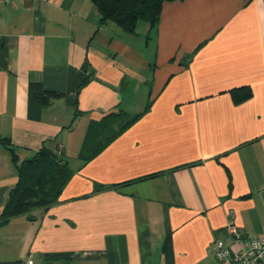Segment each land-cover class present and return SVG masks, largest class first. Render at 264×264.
Wrapping results in <instances>:
<instances>
[{"label": "crops", "instance_id": "1", "mask_svg": "<svg viewBox=\"0 0 264 264\" xmlns=\"http://www.w3.org/2000/svg\"><path fill=\"white\" fill-rule=\"evenodd\" d=\"M129 35L90 0L0 6V215L3 141L17 163L61 145L70 174L0 226V264H215L229 214L264 234V0L165 2L143 47Z\"/></svg>", "mask_w": 264, "mask_h": 264}, {"label": "trees", "instance_id": "2", "mask_svg": "<svg viewBox=\"0 0 264 264\" xmlns=\"http://www.w3.org/2000/svg\"><path fill=\"white\" fill-rule=\"evenodd\" d=\"M99 15L101 25L114 24L123 33L135 35L139 23H144L148 31L156 28L162 6L165 2L180 0H90ZM55 93H38L33 98L41 106L49 104L51 98L58 97ZM233 102L240 103L251 96L248 87H240L230 91ZM139 115L129 119L124 126L127 127ZM10 153L18 174V181L9 193V198L0 215V226L11 217L26 214L34 208L45 207L56 201L58 194L69 177L65 167V157L56 152L39 151L34 157L17 163L14 149L9 141L2 142ZM154 176L149 175L146 178Z\"/></svg>", "mask_w": 264, "mask_h": 264}, {"label": "built area", "instance_id": "3", "mask_svg": "<svg viewBox=\"0 0 264 264\" xmlns=\"http://www.w3.org/2000/svg\"><path fill=\"white\" fill-rule=\"evenodd\" d=\"M10 0H0V6ZM58 156L62 154V146L56 149ZM226 226V237L217 239L211 246L215 264H264V234L258 237L244 236L230 221ZM24 264H33L27 260Z\"/></svg>", "mask_w": 264, "mask_h": 264}, {"label": "rangeland", "instance_id": "4", "mask_svg": "<svg viewBox=\"0 0 264 264\" xmlns=\"http://www.w3.org/2000/svg\"><path fill=\"white\" fill-rule=\"evenodd\" d=\"M111 25L115 26L114 24H111ZM147 29L148 28H147L146 24L139 23L138 26H137V29H136V32L138 33V36L129 35L127 37H129L130 40H134L135 43L138 46H142L143 47L144 41H146L145 33H146ZM153 38H154L153 35H151L149 40H148L149 48L148 47L146 48L149 51L151 50L150 54H152L155 51V42H154ZM143 51H144V49H143Z\"/></svg>", "mask_w": 264, "mask_h": 264}]
</instances>
